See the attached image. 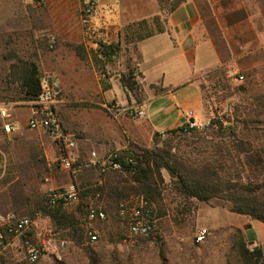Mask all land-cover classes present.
<instances>
[{
  "label": "rangeland",
  "instance_id": "obj_1",
  "mask_svg": "<svg viewBox=\"0 0 264 264\" xmlns=\"http://www.w3.org/2000/svg\"><path fill=\"white\" fill-rule=\"evenodd\" d=\"M176 1L161 0L162 23ZM195 1L202 25L214 38L222 56L231 59L239 55V62L250 66L245 72L248 78L243 80L223 74L204 84L207 118L221 116L224 127L236 126L239 130L245 126L264 129V53L243 54L246 44L252 39L257 42L264 32V0ZM82 3L83 0H0V105L11 113L10 120L20 123L18 130L7 132L3 127L5 120L0 116V212L34 216L37 211L44 212L48 187L75 184L78 188L76 198L64 204L66 213L77 222V230L63 228L52 219L39 221L40 226L50 227L66 238L69 241L66 248L32 262L23 252L22 241L16 240L4 254V264H246L240 250L252 251L256 246L245 237L244 244L235 235V230L241 228L237 224L239 215L229 210L224 199L204 202L184 198L173 189L169 171L162 168L161 192L151 202L157 219L156 234L130 236L118 209L122 200L141 195L131 187L132 174L100 173L94 169L66 173L58 166L60 150L54 139L45 130L29 127L31 101L22 99L24 94L11 72V64L19 60L36 62L40 78L46 74L60 77L64 92L59 103L62 120L71 134L88 140L87 150L102 135L112 137L115 133L107 105L125 109L141 106L146 99L144 86L137 81L133 89L121 92L122 96L116 92L105 99L110 81L87 78L95 73L109 74L106 65L113 60L105 58L98 45L86 46L80 38ZM96 41L104 42L102 38ZM121 53L122 62L133 68L137 57L135 44L123 40ZM77 74L86 78H74ZM95 119L104 124L97 127ZM217 135L216 128L166 130L156 135V146L172 153L183 165L201 169L207 164L216 165L221 143ZM112 147L141 152V148H152L155 144L153 140L151 143L145 140L131 141L125 148L119 144ZM46 176L50 177V184L45 181ZM90 205L104 209L106 219L90 220ZM90 226L99 237L97 242L85 244ZM201 228H207L210 234L204 242H197L196 234ZM257 264H264V258Z\"/></svg>",
  "mask_w": 264,
  "mask_h": 264
},
{
  "label": "crops",
  "instance_id": "obj_2",
  "mask_svg": "<svg viewBox=\"0 0 264 264\" xmlns=\"http://www.w3.org/2000/svg\"><path fill=\"white\" fill-rule=\"evenodd\" d=\"M163 11L161 0H100L94 21L95 30H92L90 35L100 36L107 43H117L121 39L123 27L159 15ZM202 21L197 2L184 0L175 10L168 13L165 31L135 44L137 57L133 68L122 62V59L113 60L108 61L106 65L110 69L109 74L95 73V76L87 77L107 78L111 87L105 90L104 97L109 99L115 96L116 92L118 95L121 92L125 94L127 89L121 80L130 73L133 81L143 84L146 99L141 104L144 115L138 120H132L122 113L109 112L114 135H102L100 140L92 142L89 150L88 140L75 135L78 139L76 151L81 157H86L92 149L104 152L113 148L114 144L125 148L131 141L139 143L149 140L151 143L156 132L180 127L184 121L183 114L189 109L194 110L199 122H203L207 118L203 94L205 83L220 78L223 74L236 80L240 75L244 76V79L248 78L245 72L250 66L240 63L239 55L225 59L214 38L203 27ZM79 36L86 46L98 45L96 39L88 36L83 28ZM254 40L246 44L244 55H253L256 51L264 53V32L259 34L257 42H253ZM254 66L255 64L251 68ZM135 72L138 75H135ZM74 78L86 77L77 74ZM95 124L100 128L104 122L95 119ZM83 150H86V153H83ZM238 215L237 224L244 229L245 238L264 249V223L247 215Z\"/></svg>",
  "mask_w": 264,
  "mask_h": 264
},
{
  "label": "trees",
  "instance_id": "obj_3",
  "mask_svg": "<svg viewBox=\"0 0 264 264\" xmlns=\"http://www.w3.org/2000/svg\"><path fill=\"white\" fill-rule=\"evenodd\" d=\"M183 1L174 2L170 11L175 10ZM160 19L159 14L128 24L121 32L124 38L121 37L117 43H101L100 53L112 60L113 52L122 50L123 40L125 43L136 44L165 31L166 20L162 23ZM11 72L16 76L13 80L19 82L21 93L24 94L22 99L35 100L41 91L40 70L36 62L19 60L11 64ZM121 81L123 86L129 89H133L136 84L130 73L123 76ZM183 130L178 127L171 131L184 132ZM192 130L194 129L189 131ZM217 130L221 143L217 149L216 165L207 164L201 169L183 165L172 153L170 155L169 151L156 146V135L159 132L155 133L153 139L155 147L141 148V152L125 150V154L133 155L137 161L134 170H125L132 174L131 180L134 184L131 187L152 202L161 192V169L166 168L171 175L173 189L182 197L204 202L221 198L229 203L230 211L264 223V129L245 126L239 130L236 126L224 127L221 123ZM44 212L55 224L77 230V222L66 213L64 204H59L53 209H48L45 205ZM235 235L245 244L241 228L235 230ZM240 253L246 264H257L264 258L260 246L254 247L252 251L249 248L241 249Z\"/></svg>",
  "mask_w": 264,
  "mask_h": 264
},
{
  "label": "built area",
  "instance_id": "obj_4",
  "mask_svg": "<svg viewBox=\"0 0 264 264\" xmlns=\"http://www.w3.org/2000/svg\"><path fill=\"white\" fill-rule=\"evenodd\" d=\"M42 1V0H39ZM100 0H83L80 8V24L85 33L91 38L99 40L101 37L90 35L95 30V18L98 14ZM98 42V41H97ZM105 44L106 41L102 42ZM54 38L50 41V47H54ZM101 42H98L100 48ZM122 59L121 50H115L112 60ZM138 73L135 72V75ZM237 79L243 80L240 75ZM63 86L57 74H46L41 77V91L37 98L31 101V114L28 125L33 129H42L54 139L59 147L58 166L69 174H79L85 170L94 169L100 173L111 171H125L127 168L135 169L137 161L133 155L125 154L120 148H109L104 152L92 149L86 157L77 153L78 139L71 134L60 114L59 103L63 99ZM107 110L114 114H124L132 120H138L144 115L141 106L121 108L120 106L107 105ZM0 116L5 120L3 127L7 132H13L20 128V123L11 119V114L4 105H0ZM182 127L184 132L191 129L216 128L218 129L224 120L221 116L206 118L199 122L195 117L194 110H186L183 114ZM45 181L50 184V177L46 176ZM78 188L75 184L69 186H50L46 190V207L53 209L59 204H67L75 199ZM100 194H97V197ZM119 215L127 224L129 234L133 237H144L156 234V222L151 201L141 195H132L119 204ZM90 220L106 219L107 213L104 209L90 205L88 208ZM50 221L51 217L43 212L37 211L34 216L20 215L15 211L0 212V264H4L3 256L16 240L22 241V248L26 258L32 262L39 260L47 253H59L66 248L69 241L59 236L50 227L40 226L39 221ZM210 234L207 228H201L196 234L197 242H204ZM34 237V241H33ZM98 232L93 226L87 228L85 244L97 242Z\"/></svg>",
  "mask_w": 264,
  "mask_h": 264
}]
</instances>
